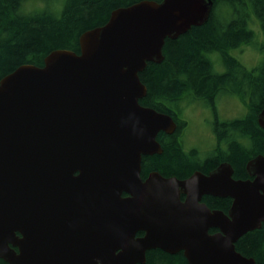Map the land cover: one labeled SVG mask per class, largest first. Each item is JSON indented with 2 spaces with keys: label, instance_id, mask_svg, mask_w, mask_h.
Listing matches in <instances>:
<instances>
[{
  "label": "water",
  "instance_id": "obj_1",
  "mask_svg": "<svg viewBox=\"0 0 264 264\" xmlns=\"http://www.w3.org/2000/svg\"><path fill=\"white\" fill-rule=\"evenodd\" d=\"M211 9V0L118 8L80 35L78 54L55 50L41 67L0 79V260L144 264L159 249L182 252L187 264H255L235 243L264 223L263 156L245 166L252 180L233 179L225 162L182 180L140 178L142 157L161 154L156 137L176 124L139 104V74L161 63L166 39L203 25ZM203 196L231 205L211 210Z\"/></svg>",
  "mask_w": 264,
  "mask_h": 264
},
{
  "label": "trees",
  "instance_id": "obj_2",
  "mask_svg": "<svg viewBox=\"0 0 264 264\" xmlns=\"http://www.w3.org/2000/svg\"><path fill=\"white\" fill-rule=\"evenodd\" d=\"M26 1L0 0V79L22 65L41 67L44 58L55 50L78 54L80 35L103 26L118 8L162 0H65L59 13L49 9L24 13ZM211 1L207 21L175 40L166 39L161 63H147L139 74L146 87L139 104L166 114L177 123L173 134L157 135L162 153L142 158V178L156 171L163 177L182 180L195 171L207 174L225 162L232 167L234 179H244L247 162L264 157V128L258 124L264 109V60L249 69L235 57L244 47L264 53V41L257 45L256 34L250 28L256 20L264 35V0ZM212 55H217L223 72L214 71ZM222 95L238 98L246 107V114L219 120L216 103ZM182 101L198 102L214 115L211 128L215 146L204 159L197 149L185 151L179 139L184 127L180 119ZM202 202L209 209L224 213L231 203L230 199L209 196L203 197ZM235 250L253 258L255 264H264V223L239 238ZM145 258L144 264H187L182 252L169 255L155 249L146 252ZM0 264L7 263L0 260Z\"/></svg>",
  "mask_w": 264,
  "mask_h": 264
},
{
  "label": "rangeland",
  "instance_id": "obj_3",
  "mask_svg": "<svg viewBox=\"0 0 264 264\" xmlns=\"http://www.w3.org/2000/svg\"><path fill=\"white\" fill-rule=\"evenodd\" d=\"M64 2L65 0H27L23 4L22 11L24 13H33L49 9L53 10L54 13H59ZM254 27H256V31ZM250 28L255 32V42L259 45L264 41V35L259 29L258 22L253 20ZM235 51L232 52L233 56H235ZM236 54L237 56L235 57L249 69L260 65L264 60V53L251 47H244ZM211 59L214 63V71L223 72V67L217 59V55H212ZM180 105L182 108L180 119L184 122V127L181 130L183 148L185 151L197 149L200 153V158L204 159L215 146V138L211 128L214 115L209 108L198 102L182 101ZM216 109L217 118L221 121L241 118L247 112L246 107L238 98L225 95L218 98Z\"/></svg>",
  "mask_w": 264,
  "mask_h": 264
},
{
  "label": "flooded vegetation",
  "instance_id": "obj_4",
  "mask_svg": "<svg viewBox=\"0 0 264 264\" xmlns=\"http://www.w3.org/2000/svg\"><path fill=\"white\" fill-rule=\"evenodd\" d=\"M171 118H172V117H171ZM172 120H173V118H172ZM173 122L176 124V127H177V123H176L174 120H173ZM160 133H162V132H160ZM173 133H174V132H173ZM173 133H171V134H173ZM164 134H165V133H164ZM171 134H166V135H171ZM156 138H157V137H156ZM179 139H180V141H182V138H179ZM156 141H157V140H156ZM157 142H158V141H157ZM158 143H159V142H158ZM159 145H160V144H159ZM160 147H161V146H160ZM190 150H193V149H190ZM188 151H189V150H188ZM154 155H155V154H154ZM143 157H146V156H143ZM143 157H142V158H143ZM141 160H142V159H141ZM141 163H142V162H141ZM223 163H224V162H223ZM220 164H221V163H220ZM220 164H219V165H220ZM219 165H218V166H219ZM218 166H217V167H218ZM217 167H216V168H217ZM216 168H215V169H216ZM232 170H233V169H232ZM212 171H213V170H212ZM153 172H156V171H150V172H148L147 175L144 176L143 178L141 177V172H140V178H141V180H142V181H145V180L147 179V177L149 176V174H151V173H153ZM195 172H200V171H195ZM210 172H211V171H210ZM157 173H158V172H157ZM193 173H194V172H193ZM200 173H201V172H200ZM208 173H209V172H208ZM208 173H207V174H208ZM158 174H159V173H158ZM202 174H203V173H202ZM207 174H204V175H207ZM162 177H163V176H162ZM232 177H233V175H232ZM165 178H166V177H165ZM168 178H170V177H168ZM175 178H176V177H175ZM186 178H187V177H186ZM177 179H178V178H177ZM233 179H234V178H233ZM247 179L252 180V178L249 177L248 174L246 173V168H245V178H244V179L238 178V179H236V180H247ZM179 180H181V179H179ZM122 196L125 197V196H127V195L123 194ZM203 197H206V196H203ZM203 197H202V199H203ZM209 197H210V196H209ZM213 198H215V197H213ZM184 199H185V196L182 195V196L180 197V200H181V201H184ZM202 199H201V202H202ZM230 201H231V200H230ZM204 204H205V203H204ZM205 205H206V204H205ZM230 205H231V203H230ZM229 207H230V206H229ZM229 207H228V208H229ZM227 211H228V209H227ZM227 211H226V212H227ZM134 237H135V239H140V238L144 237V233H143L142 231H139V232H137V233L135 234ZM147 252H148V251H147ZM145 256H146V253H145ZM145 259H146V258H145Z\"/></svg>",
  "mask_w": 264,
  "mask_h": 264
}]
</instances>
